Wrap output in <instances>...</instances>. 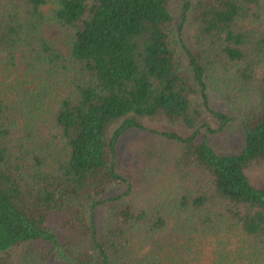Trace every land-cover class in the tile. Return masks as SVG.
Returning <instances> with one entry per match:
<instances>
[{
    "label": "trees",
    "instance_id": "1",
    "mask_svg": "<svg viewBox=\"0 0 264 264\" xmlns=\"http://www.w3.org/2000/svg\"><path fill=\"white\" fill-rule=\"evenodd\" d=\"M236 123L243 150L219 153ZM28 243L62 264H264V0H0V264Z\"/></svg>",
    "mask_w": 264,
    "mask_h": 264
},
{
    "label": "rangeland",
    "instance_id": "2",
    "mask_svg": "<svg viewBox=\"0 0 264 264\" xmlns=\"http://www.w3.org/2000/svg\"><path fill=\"white\" fill-rule=\"evenodd\" d=\"M185 40L190 41V32L192 28L186 30ZM46 34L60 42L61 38L56 29L46 30ZM64 44L62 45V47ZM218 109H221L230 116H236V112H233L230 107L220 101L217 103ZM147 128H153L156 130H165L167 125L165 123H159L158 121L146 120ZM176 130V128L174 129ZM145 134L140 130L130 129L128 130L117 143V169L126 178L132 182L138 181L143 174L144 161L143 158L136 153V148L144 139ZM210 144L221 154H238L244 148V136L238 123L232 124V127H228L220 133H216L210 136ZM104 217V211H100L99 220L102 223ZM50 247L45 244L28 243L21 245L13 251V261L15 264H62L54 257L50 256Z\"/></svg>",
    "mask_w": 264,
    "mask_h": 264
}]
</instances>
